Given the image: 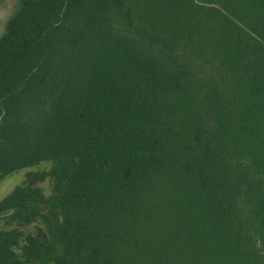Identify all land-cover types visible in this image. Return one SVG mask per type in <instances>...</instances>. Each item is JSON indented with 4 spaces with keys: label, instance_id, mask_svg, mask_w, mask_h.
I'll return each mask as SVG.
<instances>
[{
    "label": "trees",
    "instance_id": "1",
    "mask_svg": "<svg viewBox=\"0 0 264 264\" xmlns=\"http://www.w3.org/2000/svg\"><path fill=\"white\" fill-rule=\"evenodd\" d=\"M0 13V264H264V0Z\"/></svg>",
    "mask_w": 264,
    "mask_h": 264
},
{
    "label": "rangeland",
    "instance_id": "2",
    "mask_svg": "<svg viewBox=\"0 0 264 264\" xmlns=\"http://www.w3.org/2000/svg\"><path fill=\"white\" fill-rule=\"evenodd\" d=\"M0 17H5V15L0 13ZM3 20H4V18H3ZM3 25H4L3 21H1V19H0V31L2 30ZM49 166H50V163H43L39 167L47 168ZM27 170L28 169L19 170V171L13 173L12 175L7 176L6 178H4L0 182V200L5 195H7L17 184L21 183L24 180ZM42 186L44 187V190L46 193L50 192L51 184L49 181L42 183ZM3 226H4L3 223L0 221V228H2Z\"/></svg>",
    "mask_w": 264,
    "mask_h": 264
}]
</instances>
